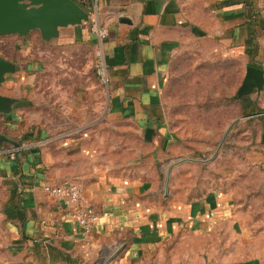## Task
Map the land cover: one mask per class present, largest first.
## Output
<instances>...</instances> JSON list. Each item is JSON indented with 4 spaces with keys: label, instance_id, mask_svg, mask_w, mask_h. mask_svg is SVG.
Here are the masks:
<instances>
[{
    "label": "crops",
    "instance_id": "crops-1",
    "mask_svg": "<svg viewBox=\"0 0 264 264\" xmlns=\"http://www.w3.org/2000/svg\"><path fill=\"white\" fill-rule=\"evenodd\" d=\"M78 1L89 19L61 27L57 38L97 42L106 128L93 127L96 118L74 133L18 134L21 103L10 90L18 78L5 75L0 93L14 102L0 114L9 139L0 147V264H264L259 244L244 258L246 231L230 190L168 195L155 163L179 149L162 101L172 60L190 50L259 62L264 0ZM260 139L250 156L264 170L263 132ZM66 178L80 180L98 213L88 235L43 189Z\"/></svg>",
    "mask_w": 264,
    "mask_h": 264
},
{
    "label": "rangeland",
    "instance_id": "rangeland-1",
    "mask_svg": "<svg viewBox=\"0 0 264 264\" xmlns=\"http://www.w3.org/2000/svg\"><path fill=\"white\" fill-rule=\"evenodd\" d=\"M0 55L20 65L15 89H10L21 103L18 134L33 127L47 135L74 133L96 118L93 127L106 128L96 41L44 40L33 29L25 35L1 34ZM231 58L212 54L202 59L186 50L172 60L162 101L166 128L179 149L155 163L168 195L193 198L214 188L231 191L246 231L247 258L256 254L255 245L264 250V170L250 156L261 146L264 112L244 116L241 102L254 100L264 110V84L260 91L238 95L247 62ZM249 63L264 68V58Z\"/></svg>",
    "mask_w": 264,
    "mask_h": 264
},
{
    "label": "water",
    "instance_id": "water-1",
    "mask_svg": "<svg viewBox=\"0 0 264 264\" xmlns=\"http://www.w3.org/2000/svg\"><path fill=\"white\" fill-rule=\"evenodd\" d=\"M89 19V12L78 0H0V35L27 34L38 29L42 39L50 40L59 35V29L81 24ZM122 19V18H121ZM20 65L0 55V84L7 73L18 71ZM264 84V68L247 64L238 93L242 94ZM14 99L0 93V114L12 110ZM8 137L0 132V147Z\"/></svg>",
    "mask_w": 264,
    "mask_h": 264
},
{
    "label": "built area",
    "instance_id": "built-area-1",
    "mask_svg": "<svg viewBox=\"0 0 264 264\" xmlns=\"http://www.w3.org/2000/svg\"><path fill=\"white\" fill-rule=\"evenodd\" d=\"M98 75L102 82L106 80L104 61L99 56ZM19 148L16 146L8 153L14 156V151ZM44 191L51 197L58 200L64 212L70 215L79 226L82 234L88 235L97 219L98 213L95 206L86 198L80 180L76 178H66L58 182H46L43 185Z\"/></svg>",
    "mask_w": 264,
    "mask_h": 264
},
{
    "label": "trees",
    "instance_id": "trees-1",
    "mask_svg": "<svg viewBox=\"0 0 264 264\" xmlns=\"http://www.w3.org/2000/svg\"><path fill=\"white\" fill-rule=\"evenodd\" d=\"M250 64L253 65V63H250ZM238 95L240 94L238 93ZM241 104H242V112L244 116L255 115V114L263 115L264 110L254 100H248V101L242 100ZM261 118H262V125H263L264 116H261ZM263 138H264V131H263Z\"/></svg>",
    "mask_w": 264,
    "mask_h": 264
}]
</instances>
